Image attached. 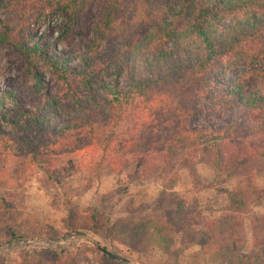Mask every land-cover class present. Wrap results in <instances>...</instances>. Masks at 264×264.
Returning <instances> with one entry per match:
<instances>
[{
    "label": "trees",
    "instance_id": "16d2710c",
    "mask_svg": "<svg viewBox=\"0 0 264 264\" xmlns=\"http://www.w3.org/2000/svg\"><path fill=\"white\" fill-rule=\"evenodd\" d=\"M98 3L0 0V45L24 58L25 76L39 98L26 123L10 117L14 110L0 103V245L92 231L141 255L158 247L176 255L179 242L184 249L200 246L189 256L193 263L209 256L217 264H264L262 239L256 238L258 251L238 252L242 219L202 224L182 202L162 207L163 198L149 216L114 221L96 209L82 213L71 205L61 228L32 224L20 184L26 171L13 164L17 156L43 166L61 190L59 177L86 168L96 175L123 170L134 157L165 175L182 147L195 153L198 145L264 136V0H101L93 38L76 65L35 40L31 23L44 7L79 24ZM41 64L52 68L67 96L48 90ZM135 117L142 131L119 140L116 133ZM98 250L97 260L86 261L65 249L28 247L19 264H130L106 247Z\"/></svg>",
    "mask_w": 264,
    "mask_h": 264
},
{
    "label": "rangeland",
    "instance_id": "374dc122",
    "mask_svg": "<svg viewBox=\"0 0 264 264\" xmlns=\"http://www.w3.org/2000/svg\"><path fill=\"white\" fill-rule=\"evenodd\" d=\"M99 3L91 7L79 24L72 23L61 12L44 7L31 23L35 40L42 47L49 48L53 55L70 56L69 63L76 65L93 38ZM0 15L3 16L4 12L0 11ZM25 65L24 58L14 48L0 45V103L3 102L9 110L13 109L10 117L20 123L27 122L39 99L34 81L25 76ZM39 73L52 94L67 96L50 66L41 64ZM63 101L69 104L70 97L63 98ZM232 118L230 114L224 121ZM60 120L66 121L67 115ZM142 128L143 122L135 117L125 122L116 134L119 140H125L134 137ZM195 150V153L183 147L177 150L172 158V168L165 175L158 173V167L144 166L132 157L123 170L103 169L100 175H96L86 168L69 177L62 175L57 179L61 190L49 180L45 168L31 163L28 155L17 156L13 164L16 166L19 162L26 171L20 184L24 185L27 212L36 227L51 225L61 228L71 205L82 213L96 209L114 221L149 216L158 210L163 198L167 202L162 207L171 202H182L202 224L214 219L233 224V220L242 219L243 242L238 252L250 254L258 251L260 245L256 238L264 240V136L226 140L216 147L198 145ZM155 158L158 163L160 157ZM144 174H151V177L146 178ZM171 183H174L173 188L169 187ZM3 190L0 186V195ZM130 208L136 211L131 214ZM28 242L31 244L27 245ZM28 247L65 249L74 258L86 261L97 260L98 248L106 247L126 258L130 264H217L209 256L193 263L189 256L200 249L198 245L184 249L177 242L174 245L176 255L171 256L159 247L141 255L92 231L71 233L60 239L11 241L0 245V262L19 264Z\"/></svg>",
    "mask_w": 264,
    "mask_h": 264
},
{
    "label": "water",
    "instance_id": "95a60500",
    "mask_svg": "<svg viewBox=\"0 0 264 264\" xmlns=\"http://www.w3.org/2000/svg\"><path fill=\"white\" fill-rule=\"evenodd\" d=\"M29 244H31V242H28V244H27V245H29Z\"/></svg>",
    "mask_w": 264,
    "mask_h": 264
}]
</instances>
